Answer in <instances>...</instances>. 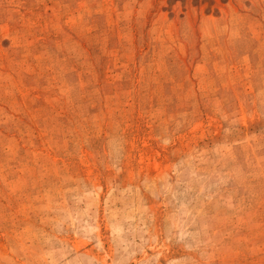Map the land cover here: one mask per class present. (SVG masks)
Here are the masks:
<instances>
[{
	"label": "rangeland",
	"instance_id": "1",
	"mask_svg": "<svg viewBox=\"0 0 264 264\" xmlns=\"http://www.w3.org/2000/svg\"><path fill=\"white\" fill-rule=\"evenodd\" d=\"M0 264H264V0H0Z\"/></svg>",
	"mask_w": 264,
	"mask_h": 264
}]
</instances>
